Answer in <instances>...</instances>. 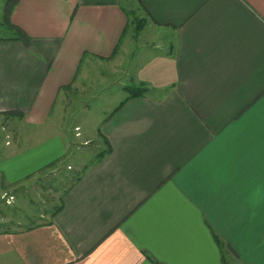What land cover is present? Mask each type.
I'll list each match as a JSON object with an SVG mask.
<instances>
[{
	"label": "crops",
	"instance_id": "crops-1",
	"mask_svg": "<svg viewBox=\"0 0 264 264\" xmlns=\"http://www.w3.org/2000/svg\"><path fill=\"white\" fill-rule=\"evenodd\" d=\"M124 1L0 0V190L75 173L44 221L0 223V264H264V0H126L146 90L69 132L50 112L123 58Z\"/></svg>",
	"mask_w": 264,
	"mask_h": 264
},
{
	"label": "rangeland",
	"instance_id": "rangeland-1",
	"mask_svg": "<svg viewBox=\"0 0 264 264\" xmlns=\"http://www.w3.org/2000/svg\"><path fill=\"white\" fill-rule=\"evenodd\" d=\"M123 4L125 10L133 12L134 15V17H132L133 15H128V28L124 39H129L130 42L129 47L123 54V58L119 59V61L115 59L101 61L98 62L97 67L90 65V67L85 68L84 76H81L82 73L78 75L79 77L81 76L78 78L80 79L79 81H75V83L62 88L57 103L50 112L52 119H55L56 113H58V116L65 123V125L63 123L65 130L69 132L77 134L78 128L75 126L77 116L75 115L84 108L85 104L83 103L86 101L94 112L95 110H99V107L109 110L122 97L128 96L130 89L137 86L133 85L131 74L128 72L132 68L131 66L138 62L142 56L139 57V55L143 50L149 49L150 52L153 50L157 52V49L154 47L155 41H150L155 36L148 35L141 28H134V20L137 18L143 19L141 10L133 1L125 0ZM152 55L153 53H151ZM123 84L129 87V90L119 89ZM90 96L92 97L90 98ZM100 103H106L108 107H105L106 105L100 106ZM93 118H97V116ZM90 124L92 122H88L87 126ZM0 130H8L6 119L1 115ZM5 143H7V140ZM88 143L93 144V142ZM56 165H58V162H53L43 167L41 172L34 176L32 180L26 181L24 185L13 187L11 192L9 189H4L6 190L5 192L0 190V223L7 224L11 221H17L22 225H28L46 219V215H49L59 203L60 193L63 188L71 182V178L75 174L71 173L70 180L63 174H53L56 171ZM79 170L74 171L77 173ZM15 191H18L20 194L11 195ZM4 226L6 227V225ZM5 227L2 226V228Z\"/></svg>",
	"mask_w": 264,
	"mask_h": 264
},
{
	"label": "trees",
	"instance_id": "trees-1",
	"mask_svg": "<svg viewBox=\"0 0 264 264\" xmlns=\"http://www.w3.org/2000/svg\"><path fill=\"white\" fill-rule=\"evenodd\" d=\"M124 13H125V15H126V18H127V20H128V15H130V16H132L133 15V12H131V11H127V10H124ZM132 17H134V15L132 16ZM133 19V18H132ZM143 19H141V18H137V19H135L134 21H135V26H134V28L135 29H139V28H141L142 27V21ZM127 25V24H126ZM17 37H20V33L19 32H17V35H16ZM128 88V90H129V87H127ZM146 90V88L143 86V85H140V86H136V87H132L131 89H130V93H129V95L128 96H126L125 98H123L122 100H121V102L119 103V105L115 108V109H117L126 99H128L129 97H133V96H138V95H141L142 93H144V91ZM114 109V110H115ZM60 208V205H57L55 208H54V210H52L51 211V215L53 214V213H55L58 209ZM155 263V262H154ZM155 264H157V263H155Z\"/></svg>",
	"mask_w": 264,
	"mask_h": 264
},
{
	"label": "built area",
	"instance_id": "built-area-1",
	"mask_svg": "<svg viewBox=\"0 0 264 264\" xmlns=\"http://www.w3.org/2000/svg\"><path fill=\"white\" fill-rule=\"evenodd\" d=\"M11 198V197H10Z\"/></svg>",
	"mask_w": 264,
	"mask_h": 264
}]
</instances>
